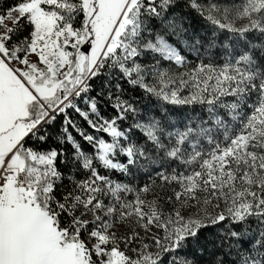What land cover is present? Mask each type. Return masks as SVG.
<instances>
[{
	"label": "snow or ice",
	"instance_id": "obj_1",
	"mask_svg": "<svg viewBox=\"0 0 264 264\" xmlns=\"http://www.w3.org/2000/svg\"><path fill=\"white\" fill-rule=\"evenodd\" d=\"M0 264H264V0H0Z\"/></svg>",
	"mask_w": 264,
	"mask_h": 264
}]
</instances>
